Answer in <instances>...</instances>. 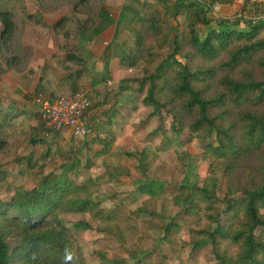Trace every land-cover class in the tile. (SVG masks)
Segmentation results:
<instances>
[{
	"label": "trees",
	"instance_id": "obj_1",
	"mask_svg": "<svg viewBox=\"0 0 264 264\" xmlns=\"http://www.w3.org/2000/svg\"><path fill=\"white\" fill-rule=\"evenodd\" d=\"M43 1L47 8L69 5L74 14L86 16L85 20L66 16L53 26L57 35L68 39L62 46L66 60L80 66L65 79L68 94L83 93L88 84L98 80H90L92 72L85 57L79 55V44L87 34L91 39L102 33L98 22H111L105 0ZM162 1L170 10L171 0L144 4L134 47L120 60L124 68H141L142 77L124 83H129L126 87L138 94L144 106L153 109L151 116L169 118L175 134L187 129L193 139H202L208 178L217 172L224 177L222 198L208 186H181L183 212L195 217L189 230L193 248L210 244L219 264H264V23L249 22L245 30L240 28V20L221 19L214 25L208 16L216 4L243 1L248 7L252 0H177L172 15L174 19L185 18L184 30L172 36L163 12L156 7ZM42 22L41 14L28 12L25 0H0V43L13 41L26 24L46 26ZM200 25L214 27L200 38ZM10 52L7 64L17 65L28 60L32 47L15 43ZM59 89L57 85L49 96L52 102L60 99L56 97ZM26 114L0 102V152L16 153L27 144L47 145ZM115 137L113 130L105 139L97 137L102 148L95 156L109 153ZM51 152L48 147L42 159ZM57 153L62 159L60 174H45V166L29 155L27 167L41 168L38 183L32 188L16 186L9 198H0V264H86L82 246L62 216L89 214L102 223L115 218L96 196V179L77 182L72 178L79 176L83 167L84 172L90 171L94 162L88 158L83 163L72 151ZM7 175L0 169V185ZM151 196L153 199L156 192ZM216 201L225 206L224 223ZM138 213L157 216L145 206ZM74 228L92 230L87 221L76 222ZM162 230L163 240L174 246L179 226L171 221ZM102 231L122 241L118 229L108 226Z\"/></svg>",
	"mask_w": 264,
	"mask_h": 264
},
{
	"label": "rangeland",
	"instance_id": "obj_2",
	"mask_svg": "<svg viewBox=\"0 0 264 264\" xmlns=\"http://www.w3.org/2000/svg\"><path fill=\"white\" fill-rule=\"evenodd\" d=\"M25 1L28 12L41 14L42 24L46 26L26 24L21 27L22 32L18 33L13 41L0 43L2 49L0 102L5 108L12 105L26 111L30 123L36 127V134L44 138L47 145L31 147L27 144L16 153L6 150L0 152V169L9 174L1 181L0 198H9L16 186L24 185L32 188L38 183L41 168L32 170L27 167L25 159L29 155L37 158L40 166H45V174H60L62 159L57 151L61 153L72 151L83 163H86L88 158L94 162L90 171L84 172L83 167L80 175L77 177L72 175V178L77 182L89 177L96 179L98 183L96 196L103 199L105 211L112 212L115 216L111 222L104 223L93 220L89 214L62 216L67 227L74 231L78 238L86 264H219L210 244L200 249L193 248L189 230L193 227L195 217L187 216L183 212L185 204L181 186L184 183L199 187L208 186L220 198L225 193L224 177L221 172L208 178V166L202 161L203 140L193 139L187 129L180 135L175 134L171 120L165 115L151 116L153 109L144 106L142 101L133 102V108L123 110L122 115L115 116L117 119L114 123L115 143L110 152L102 156H95V152L102 148L96 138L79 140L71 136L67 137L63 132L55 133L47 130L39 114V108L33 105L34 97L38 93L51 96L57 85L60 89L56 97L60 99L72 97L68 94L70 89L65 79L70 72L74 73L80 67L66 60V52L62 46L68 43V39L57 35L53 26L66 16L72 15L75 20H85L86 16L74 14L69 5H62L55 10L54 7L47 8L43 0ZM176 1L171 0L170 10L163 1L156 6L163 12L172 36L177 31L184 30L185 22L184 17L173 18V6ZM252 3L248 7L243 1L233 5L216 4L208 16L214 25L221 19L240 20V28L246 30L250 27L248 26L250 21L243 17L256 15L262 11L258 3ZM40 5L44 6L43 9ZM1 26L0 23V38ZM212 27L200 25L198 28L200 38H203ZM88 36L87 34V37L80 41L79 55L85 57L86 64L93 74L102 70L109 71L105 66L107 59V61L111 59L109 66L118 69L122 66L120 61H117V59L121 60L122 53L119 54L116 49L115 53L108 55L104 53L103 60L102 54L98 55L92 51L96 49L92 46L96 38L87 39ZM15 43L31 46L32 55L27 61L8 65L6 59ZM118 72L119 70H115L113 77L110 72L108 73L112 84L108 85L106 82L107 97H104L102 91L97 94L98 91L88 92L87 89L82 93L91 102V121L98 134L103 136L100 137L104 139L108 137L109 131L113 130L112 114L116 113L114 110L116 104L112 99L108 100V96L120 88L122 80L142 77L141 68L130 71L125 68ZM127 84L129 86V83ZM48 147L52 151L51 155L43 160L42 156ZM17 160L22 161L18 163ZM142 187L144 191L140 190ZM152 191L156 192L153 199ZM142 206L157 212V216L138 213V209ZM215 207L222 213L221 221L224 223L227 220V216L223 213L224 204L216 201ZM79 221L89 222L92 230H75L74 224ZM171 221L179 226L174 246L163 240L162 227ZM108 226L119 230L122 241L102 231ZM11 245L14 247L15 243Z\"/></svg>",
	"mask_w": 264,
	"mask_h": 264
},
{
	"label": "crops",
	"instance_id": "obj_3",
	"mask_svg": "<svg viewBox=\"0 0 264 264\" xmlns=\"http://www.w3.org/2000/svg\"><path fill=\"white\" fill-rule=\"evenodd\" d=\"M146 1L148 0H105V7L111 18V22L107 23L105 21H100L98 23L100 27H103V30L98 37H95L96 39L92 46H94L93 48L96 49L92 51L97 53L98 55L99 53L102 54L103 60L104 53H107V55L115 53V49L119 54L129 53L130 50H132L134 47V33L145 13L144 4L146 3ZM107 60H105V66L106 70L109 71L103 72L102 70L94 74L92 73L93 76L90 80H98V83L93 84L92 86L88 84V92L98 91L97 94H99V91H102L104 93V97H107L105 87L107 84H112L109 76H115V74L113 73L115 70H119L120 72L125 69L122 66H120L119 69L115 66H109L111 59L109 61ZM117 61L119 62L120 59H117ZM130 70L133 69H129V71ZM109 72L110 75H108ZM120 83V88H118L116 92L113 91L108 96V100L112 99L114 104H116V107L114 108V110H116V113L112 114L113 122H111V124H113L112 127L115 134L116 130L114 123L117 120L115 116H118L119 114L122 115V112L127 111L129 108H133V102L141 103L142 101L141 99L139 100L137 93L126 87L128 84L126 82L124 83V80H122ZM124 103H128L129 105H124ZM63 135L67 137L71 136V138L73 137L71 131L69 130H64Z\"/></svg>",
	"mask_w": 264,
	"mask_h": 264
},
{
	"label": "built area",
	"instance_id": "obj_4",
	"mask_svg": "<svg viewBox=\"0 0 264 264\" xmlns=\"http://www.w3.org/2000/svg\"><path fill=\"white\" fill-rule=\"evenodd\" d=\"M260 5L262 11L259 14L243 17L255 24L264 23V0H252ZM33 105L39 108L44 126L55 132L71 131L74 138L90 140L103 137L96 131L92 123L90 112L91 102L89 98L78 93L72 97H65L52 102L50 97L38 93L33 100ZM100 137V138H101Z\"/></svg>",
	"mask_w": 264,
	"mask_h": 264
}]
</instances>
